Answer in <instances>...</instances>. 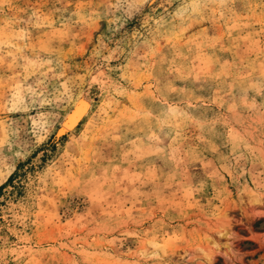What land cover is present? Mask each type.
Masks as SVG:
<instances>
[{
    "label": "rangeland",
    "instance_id": "374dc122",
    "mask_svg": "<svg viewBox=\"0 0 264 264\" xmlns=\"http://www.w3.org/2000/svg\"><path fill=\"white\" fill-rule=\"evenodd\" d=\"M0 264H264V0H0Z\"/></svg>",
    "mask_w": 264,
    "mask_h": 264
},
{
    "label": "bare ground",
    "instance_id": "6f19581e",
    "mask_svg": "<svg viewBox=\"0 0 264 264\" xmlns=\"http://www.w3.org/2000/svg\"><path fill=\"white\" fill-rule=\"evenodd\" d=\"M87 106L84 103L78 104L76 109L73 110L66 118L65 125L66 128H73L82 116L86 113ZM64 125V126H65ZM159 243L154 240H145L143 246L137 249L136 255L138 257L144 258L151 252L155 251L159 247ZM139 259V258H138Z\"/></svg>",
    "mask_w": 264,
    "mask_h": 264
},
{
    "label": "water",
    "instance_id": "95a60500",
    "mask_svg": "<svg viewBox=\"0 0 264 264\" xmlns=\"http://www.w3.org/2000/svg\"><path fill=\"white\" fill-rule=\"evenodd\" d=\"M65 127H66V125H65Z\"/></svg>",
    "mask_w": 264,
    "mask_h": 264
}]
</instances>
